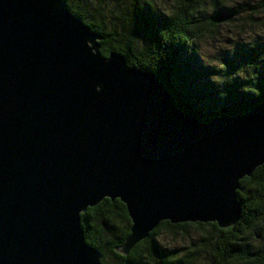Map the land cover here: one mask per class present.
Instances as JSON below:
<instances>
[{"label":"water","instance_id":"95a60500","mask_svg":"<svg viewBox=\"0 0 264 264\" xmlns=\"http://www.w3.org/2000/svg\"><path fill=\"white\" fill-rule=\"evenodd\" d=\"M63 0H0V264H102L80 214L120 199L127 254L161 221L241 217L239 182L264 165V103L201 121Z\"/></svg>","mask_w":264,"mask_h":264},{"label":"trees","instance_id":"16d2710c","mask_svg":"<svg viewBox=\"0 0 264 264\" xmlns=\"http://www.w3.org/2000/svg\"><path fill=\"white\" fill-rule=\"evenodd\" d=\"M230 1L63 0L100 35L103 57L120 54L129 66L153 72L176 107L195 109L205 122L240 116L264 103V35L233 48L218 68L200 61L201 39L235 20ZM253 11L264 12V0ZM237 197L242 212L236 225L161 221L127 254L117 249L131 227L120 199L105 198L88 207L80 214L81 226L86 243L101 252L102 264H198L203 252L210 257L205 264H264V165L240 180ZM189 227L200 236L189 247L172 249L160 243L164 234L187 236Z\"/></svg>","mask_w":264,"mask_h":264},{"label":"rangeland","instance_id":"374dc122","mask_svg":"<svg viewBox=\"0 0 264 264\" xmlns=\"http://www.w3.org/2000/svg\"><path fill=\"white\" fill-rule=\"evenodd\" d=\"M260 0H232L229 7L233 9L235 20L229 25H220L216 30L209 31L199 42V58L207 67L218 68L227 56L233 53V48L248 44L253 39L264 35V12L253 11ZM169 4L173 0H167ZM175 2V1H174ZM250 12H255L250 14ZM206 229H211L207 226ZM199 234L194 227L188 228V235H162L160 243L168 248H187L199 240ZM206 251V250H205ZM198 264L210 261L207 252L198 254ZM209 260H205V259Z\"/></svg>","mask_w":264,"mask_h":264}]
</instances>
